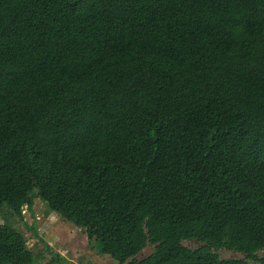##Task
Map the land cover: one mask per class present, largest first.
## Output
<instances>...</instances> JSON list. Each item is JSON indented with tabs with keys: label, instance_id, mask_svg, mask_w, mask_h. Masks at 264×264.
<instances>
[{
	"label": "trees",
	"instance_id": "trees-1",
	"mask_svg": "<svg viewBox=\"0 0 264 264\" xmlns=\"http://www.w3.org/2000/svg\"><path fill=\"white\" fill-rule=\"evenodd\" d=\"M35 198L117 264H264V0H0V214Z\"/></svg>",
	"mask_w": 264,
	"mask_h": 264
},
{
	"label": "rangeland",
	"instance_id": "rangeland-1",
	"mask_svg": "<svg viewBox=\"0 0 264 264\" xmlns=\"http://www.w3.org/2000/svg\"><path fill=\"white\" fill-rule=\"evenodd\" d=\"M8 224L17 228L26 239L28 249L35 256L34 264H117L109 256H100L91 247L83 229L64 221L57 214L50 212L38 198L33 200L30 208H24L22 218L3 211L0 224ZM183 245L190 249L201 244L195 241H184ZM153 251L148 245L137 258H143ZM221 259H243L244 256L227 250L217 252ZM259 253L258 257H262Z\"/></svg>",
	"mask_w": 264,
	"mask_h": 264
}]
</instances>
